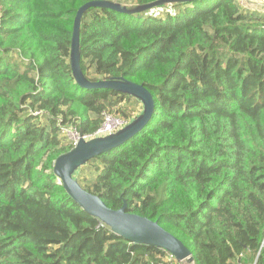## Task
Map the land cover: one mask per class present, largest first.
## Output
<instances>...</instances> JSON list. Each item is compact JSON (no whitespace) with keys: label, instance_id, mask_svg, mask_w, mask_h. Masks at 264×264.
Segmentation results:
<instances>
[{"label":"trees","instance_id":"16d2710c","mask_svg":"<svg viewBox=\"0 0 264 264\" xmlns=\"http://www.w3.org/2000/svg\"><path fill=\"white\" fill-rule=\"evenodd\" d=\"M90 1L101 0H0V264L173 262L83 212L52 171L73 148L62 127L90 135L105 115L142 112L131 96L74 82L73 20ZM235 2L90 8L80 22L84 77L142 85L153 109L73 177L109 209L157 222L193 264H264V14Z\"/></svg>","mask_w":264,"mask_h":264},{"label":"water","instance_id":"95a60500","mask_svg":"<svg viewBox=\"0 0 264 264\" xmlns=\"http://www.w3.org/2000/svg\"><path fill=\"white\" fill-rule=\"evenodd\" d=\"M201 0H158L149 4L126 7L111 1H90L75 13L71 34L69 64L74 82L84 89L116 91L133 97L142 105V112L117 132L90 140L80 138L69 152L58 156L53 162L52 171L70 198L86 214L96 218L115 235L135 245H145L164 250L177 262L193 264V258L186 247L171 234L164 231L157 222L125 212V205L118 210L109 209L103 201L84 191L73 177L76 170L89 160L116 149L139 133L149 122L153 101L149 92L142 86L123 78L88 81L80 69V22L90 8H107L119 13H141L155 7L174 3H191Z\"/></svg>","mask_w":264,"mask_h":264},{"label":"built area","instance_id":"2783aa9c","mask_svg":"<svg viewBox=\"0 0 264 264\" xmlns=\"http://www.w3.org/2000/svg\"><path fill=\"white\" fill-rule=\"evenodd\" d=\"M239 1L241 4L244 5L248 4L251 6H258L264 9V0H239ZM126 124L127 122L119 118H114L110 115H105L103 124L90 135H82L75 127L72 126L62 127V131L64 135L67 137V140L74 147L80 138H82L83 140H90L97 137H104L117 132L118 130L122 129ZM170 258L173 260L171 264H185V262L183 261L182 262L175 261L171 256Z\"/></svg>","mask_w":264,"mask_h":264},{"label":"crops","instance_id":"0c3cea01","mask_svg":"<svg viewBox=\"0 0 264 264\" xmlns=\"http://www.w3.org/2000/svg\"><path fill=\"white\" fill-rule=\"evenodd\" d=\"M240 5L243 8H245V9H249L251 11H254L255 13H262V14H264V10L259 9L257 6H251V5H248V4L244 5V4H241V3H240Z\"/></svg>","mask_w":264,"mask_h":264},{"label":"rangeland","instance_id":"374dc122","mask_svg":"<svg viewBox=\"0 0 264 264\" xmlns=\"http://www.w3.org/2000/svg\"><path fill=\"white\" fill-rule=\"evenodd\" d=\"M237 2H235V3H237V4H239L240 3V1L239 0H236Z\"/></svg>","mask_w":264,"mask_h":264}]
</instances>
